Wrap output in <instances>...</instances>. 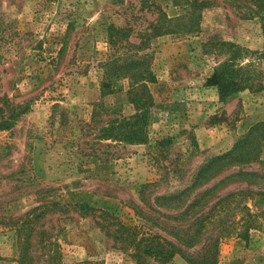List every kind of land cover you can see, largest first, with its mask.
Returning a JSON list of instances; mask_svg holds the SVG:
<instances>
[{"label":"rangeland","instance_id":"rangeland-1","mask_svg":"<svg viewBox=\"0 0 264 264\" xmlns=\"http://www.w3.org/2000/svg\"><path fill=\"white\" fill-rule=\"evenodd\" d=\"M199 1L0 0V264H29L15 229L35 207L50 210L26 247L31 264H137L110 222L76 205L174 241L165 229L193 236L194 221L237 192L184 250L231 229L216 264H264V58L262 91L220 101L208 79L228 53L205 46L263 52L261 14L251 0ZM110 26L125 31L116 47ZM139 73L154 78L145 140H103V128L136 114L127 92ZM111 76L121 90L101 95Z\"/></svg>","mask_w":264,"mask_h":264},{"label":"trees","instance_id":"trees-1","mask_svg":"<svg viewBox=\"0 0 264 264\" xmlns=\"http://www.w3.org/2000/svg\"><path fill=\"white\" fill-rule=\"evenodd\" d=\"M258 9L260 16L262 36L264 37V0H251ZM198 7L204 8L207 2L202 0L195 2ZM108 40L111 46H117V38L124 37L125 31L119 30L110 26L107 28ZM215 52L228 53L227 58L219 63L213 70L208 79V84L215 87L220 101L225 100L231 95L237 94L245 89L252 92H260L263 90L262 83L258 80L260 78L257 70V63L264 58L263 52H252L245 48H240L227 42H211L205 44ZM134 74L131 76L130 88L127 92L129 104H131L136 111V114L131 117L129 121L122 120V122H112L101 132L103 140H114L127 143H143L146 138L144 132V122L147 120V110L152 105L151 94L147 88V83L154 81L153 76L146 74V77ZM147 79V80H145ZM257 82L254 84V80ZM117 77H109L101 82V95H107L121 90L118 84ZM101 106V105H99ZM93 110L91 119H94L96 112ZM242 143H239L240 145ZM238 147V146H237ZM234 152V150L232 151ZM232 152L220 156L211 161L204 167L197 175V178L207 174L212 166L218 161L222 160L224 156L230 157ZM223 157V158H222ZM242 192L232 193L220 198L210 208L208 214L203 218L194 221L197 226L193 236L188 235L189 229H181L176 226H169L165 231L173 238L174 241L169 240L155 233L142 232L135 227H128L119 222L114 216L103 211H97L92 208L76 205L79 211H84L86 215H94L99 212V219L110 222L113 227V238L119 242L126 249L133 252V259L137 264H145L147 259L152 260L155 264H169L175 256H180L187 264H216L218 258V245L222 238L229 237L232 234L231 229H224L216 236L205 237L206 245L204 250L198 251L195 254L187 253L184 249H192L194 243L199 237L203 235L204 230L212 223L214 212L218 209L224 208L223 205L231 198L238 197ZM182 195V194H181ZM180 196L174 198H158L156 201L167 204L179 201ZM190 207V205H188ZM50 207L41 206L33 208L27 213L24 218L17 224L15 232L21 245V261L31 264L33 258L27 256V246L31 245V237L34 230V225L49 212ZM184 217V212L177 215V220ZM250 217V216H249ZM193 225V226H194ZM243 240L247 239V232L242 231L238 234ZM196 239V240H195ZM43 243V241H41Z\"/></svg>","mask_w":264,"mask_h":264}]
</instances>
